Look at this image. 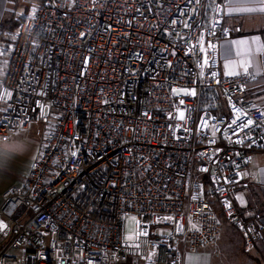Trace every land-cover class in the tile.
<instances>
[{"label":"built area","instance_id":"built-area-1","mask_svg":"<svg viewBox=\"0 0 264 264\" xmlns=\"http://www.w3.org/2000/svg\"><path fill=\"white\" fill-rule=\"evenodd\" d=\"M237 28L219 0H42L0 89V138L42 125L39 158L0 207V264H184L264 224L234 191L264 153L251 71L225 77ZM135 220V240L126 226Z\"/></svg>","mask_w":264,"mask_h":264},{"label":"crops","instance_id":"crops-1","mask_svg":"<svg viewBox=\"0 0 264 264\" xmlns=\"http://www.w3.org/2000/svg\"><path fill=\"white\" fill-rule=\"evenodd\" d=\"M16 0H0L1 26L13 20L17 14ZM226 21L237 28L231 40L220 44L219 64L225 77L234 78L245 71H251L257 78L248 88V97L255 100L264 110V12H248L243 9L264 7L260 0H219ZM10 20V21H11ZM0 52L2 53L3 46ZM0 53V57H1ZM0 62V89L8 68ZM1 106V105H0ZM2 107V106H1ZM0 107V118L3 108ZM30 131V130H29ZM41 148L21 163L9 165L6 171L0 166V207L5 191L22 186L28 177L30 167L36 161ZM237 207L245 219H258L264 224V153L253 156L251 167L243 185L234 191ZM223 221L220 240L213 246L203 247L197 252L183 248L184 264H262L257 252L247 253L241 233ZM264 252V233L259 242Z\"/></svg>","mask_w":264,"mask_h":264},{"label":"rangeland","instance_id":"rangeland-1","mask_svg":"<svg viewBox=\"0 0 264 264\" xmlns=\"http://www.w3.org/2000/svg\"><path fill=\"white\" fill-rule=\"evenodd\" d=\"M40 1L42 0H21L17 8L16 17L13 19L14 22L18 24L20 21H25L30 16L32 9L38 5ZM11 19L10 17L8 18L9 21ZM1 46H3V50L2 53L0 52V62L5 66L10 59L12 45L9 43H2ZM44 129L42 125H34L31 127L30 131H22L19 134L13 135L9 141H4L0 138V166L8 171L9 165L21 163L22 161L24 162L28 155H32L34 152L38 151L42 146ZM136 234V222L131 219L126 226L127 241H134Z\"/></svg>","mask_w":264,"mask_h":264},{"label":"trees","instance_id":"trees-1","mask_svg":"<svg viewBox=\"0 0 264 264\" xmlns=\"http://www.w3.org/2000/svg\"><path fill=\"white\" fill-rule=\"evenodd\" d=\"M15 2H16V6L18 8L19 3L21 2V0H16ZM21 23L22 22L20 21L17 24V23L14 22V20H11V21L3 23V25L1 26V38H0L1 39V43H9V44H11L12 45V49H13L15 41H16L17 31H18ZM12 49H11V52H12Z\"/></svg>","mask_w":264,"mask_h":264},{"label":"snow or ice","instance_id":"snow-or-ice-1","mask_svg":"<svg viewBox=\"0 0 264 264\" xmlns=\"http://www.w3.org/2000/svg\"><path fill=\"white\" fill-rule=\"evenodd\" d=\"M260 3L264 4V0H260ZM243 11H248V12L260 11V12H264V7H260L259 9L248 8V9H243Z\"/></svg>","mask_w":264,"mask_h":264}]
</instances>
